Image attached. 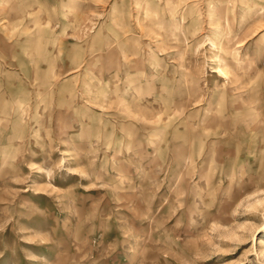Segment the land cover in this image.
<instances>
[{"label": "rangeland", "instance_id": "374dc122", "mask_svg": "<svg viewBox=\"0 0 264 264\" xmlns=\"http://www.w3.org/2000/svg\"><path fill=\"white\" fill-rule=\"evenodd\" d=\"M262 240L264 0H0V264Z\"/></svg>", "mask_w": 264, "mask_h": 264}, {"label": "bare ground", "instance_id": "6f19581e", "mask_svg": "<svg viewBox=\"0 0 264 264\" xmlns=\"http://www.w3.org/2000/svg\"><path fill=\"white\" fill-rule=\"evenodd\" d=\"M221 72H222V70H221ZM262 241H263L262 245H264V240H262Z\"/></svg>", "mask_w": 264, "mask_h": 264}]
</instances>
